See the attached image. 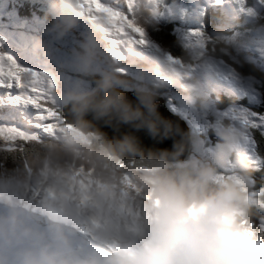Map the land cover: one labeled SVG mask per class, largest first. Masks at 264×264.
<instances>
[{"label":"clouds","instance_id":"1","mask_svg":"<svg viewBox=\"0 0 264 264\" xmlns=\"http://www.w3.org/2000/svg\"><path fill=\"white\" fill-rule=\"evenodd\" d=\"M232 4V23L250 26L201 25L161 49L150 36L167 0H49L50 34L82 35L67 82L0 55L29 69L60 117L54 134L0 166V264H264V230L254 227L264 221V171L257 179L247 125L213 102L217 81L264 89V12ZM167 90L194 113L171 152L145 154L134 136L109 139L95 123L168 137L156 103Z\"/></svg>","mask_w":264,"mask_h":264},{"label":"rangeland","instance_id":"2","mask_svg":"<svg viewBox=\"0 0 264 264\" xmlns=\"http://www.w3.org/2000/svg\"><path fill=\"white\" fill-rule=\"evenodd\" d=\"M178 1L180 3L173 5L171 8H168L167 13L164 16H162L161 19L174 20L175 23H178V26L175 27V31L178 32V40L181 41L182 39L186 38L190 30L198 29L199 24H203L204 21L203 19L205 17V16H203V18L201 17V11L203 9H209V8L217 9V7L215 6L214 0H185L184 2L180 0ZM247 5L252 8H259L261 12H264V8H260L258 0H247ZM1 6H3V4ZM8 11H6L5 17L6 20L8 21V27L14 32L13 33L14 38L7 34L6 29L5 30L2 29L5 31L3 35L1 34L4 43H2L0 47L7 44L9 45V47L7 48L2 47L3 48L2 52L3 50L7 51L8 53L10 52L9 54L15 57L17 61L18 58L25 60L21 64L22 66L31 68L37 72L49 73L51 76L63 79L65 82L70 81L72 79V76L70 73L66 72V68H67V62L71 55L70 53H72L75 48H73L71 45L70 46L65 45L64 47H62L60 43L64 44L65 41H62L59 37H57V39L60 40V43L58 41H54L53 43L47 41L48 52L44 56H41L37 51V44L42 40V39L40 40V38H42L41 35L38 34L39 37L38 38L35 36V34L20 31L19 30L20 28H25V30H33L34 27L30 23H28L29 27H26L27 26L26 22L18 18L17 16L18 7L17 9L16 8L13 9L12 7ZM220 12L225 19V24L216 25L214 27L216 31L220 30L221 28L232 30V29H236V27L241 28V27L250 26L246 18H241L240 23H232V21L237 19V11L233 7L232 0H225L224 7L222 9L220 8ZM185 21H186V25L189 27L188 28L186 27L187 30L184 31L182 29H184L185 27L180 29L179 26L185 24ZM203 26L206 29V26L205 25ZM216 31L211 30L210 32L214 33ZM47 34L49 36L48 37L49 40V38L52 37L53 35L49 34L48 31ZM258 59L261 58L258 57ZM261 62L264 63V59H262ZM213 90L215 92V96L213 97L214 106H216V104L220 103L222 99H224L220 97V95L223 94H225L226 96L231 95L235 99L234 101H231L232 103L231 102L227 103L226 107L219 110L221 112L240 110L246 108H251L253 110L258 109L264 111V106H261L258 103H254L253 100L250 97H247L243 91L238 90L234 85H231L227 82L217 81L213 86ZM168 92L170 93L172 92V93L167 94L165 96L166 100L165 99L164 100L166 107L168 108L170 107L169 110L173 113L174 111H172V108L175 107L176 111L174 114L178 115V117L183 119L190 130V128L192 127V119L194 113L187 105L184 97L179 96L174 91L168 90ZM172 95H174L175 97ZM217 95H219V98H217L218 97ZM211 141L212 143H215L216 137L212 136Z\"/></svg>","mask_w":264,"mask_h":264},{"label":"snow or ice","instance_id":"3","mask_svg":"<svg viewBox=\"0 0 264 264\" xmlns=\"http://www.w3.org/2000/svg\"><path fill=\"white\" fill-rule=\"evenodd\" d=\"M264 5V0H259ZM29 69L10 67L0 57V166L10 155L22 153L26 146L51 135L59 127V113L52 108L35 81L29 80ZM254 103L264 106V89L245 93ZM233 119H241L248 127V151L258 168L264 170V111L251 108L231 110ZM254 227L264 230V222Z\"/></svg>","mask_w":264,"mask_h":264},{"label":"water","instance_id":"4","mask_svg":"<svg viewBox=\"0 0 264 264\" xmlns=\"http://www.w3.org/2000/svg\"><path fill=\"white\" fill-rule=\"evenodd\" d=\"M127 98L132 101L134 104L136 103V97L133 92L129 91L126 93ZM158 105V112L160 116L165 120L172 124L174 132L172 135L168 137L157 136L153 137L147 129H136L128 124H117L113 123L112 125H106L103 121L95 122L97 127L103 132L109 139H121L125 135L134 136L140 148L144 151L145 154L148 153H160L163 151L171 152L173 150L174 144L179 141L183 134L189 132V128L186 122L178 117V115L174 114L166 107L165 100L163 97H158L156 100ZM227 103H218L216 104V108L221 110L226 107ZM88 119H92L91 116ZM212 140V137H211ZM187 155V153L185 154Z\"/></svg>","mask_w":264,"mask_h":264},{"label":"trees","instance_id":"5","mask_svg":"<svg viewBox=\"0 0 264 264\" xmlns=\"http://www.w3.org/2000/svg\"><path fill=\"white\" fill-rule=\"evenodd\" d=\"M180 1H185V0H180ZM180 2L178 0H167V4L169 6V8H171L173 5L175 4H179ZM206 15L204 17V21H203V24H199L198 26V29L201 28V25H205L206 26V31L211 33L210 31L211 30H215L216 29L214 28L216 25H220V24H225V19L224 17L222 16L221 12H220V8H217V9H206ZM186 20V19H185ZM183 25H186V21H185V24ZM179 26L180 29H182L183 27H185L184 29L182 30H187V28L189 26ZM178 26V23H175L174 20H169V19H160L159 21V24H158V29L153 32L150 36V39L151 41L159 48L161 49H164V48H174L175 45L179 42L178 40V32L175 31V27ZM187 27V28H186ZM238 28V27H236ZM3 48H1V51H2ZM2 54H6V51L3 50ZM25 60H22V59H19L18 58V62L20 64H22ZM172 91V90H170ZM168 93V90L167 91H164L161 93V96H164V95H167ZM172 93V92H171ZM174 96V95H172ZM219 98V95H217ZM175 97V96H174ZM220 97L222 98H226L229 99L230 101H234V97L233 96H226L225 94L224 95H220ZM164 99L166 100V97H164ZM228 100V101H229ZM260 152L262 155H264V147H262L260 149ZM264 171V170H260V171H257L256 172V178L259 179L260 176H261V172ZM264 222V221H262Z\"/></svg>","mask_w":264,"mask_h":264},{"label":"bare ground","instance_id":"6","mask_svg":"<svg viewBox=\"0 0 264 264\" xmlns=\"http://www.w3.org/2000/svg\"><path fill=\"white\" fill-rule=\"evenodd\" d=\"M212 3H213V1H212ZM14 8H16V7H13V9ZM17 9V8H16ZM8 12H10V11H8ZM17 12V11H16ZM7 15H8V13H7ZM9 17V16H8ZM12 18V17H11ZM12 20V19H11ZM11 23V22H10ZM5 30V29H4ZM49 37V36H48ZM53 37V36H52ZM72 49V48H71ZM7 50V49H6ZM10 53V52H9ZM64 53V52H63ZM224 95V94H223ZM226 99V98H225ZM223 100V99H222ZM227 100H229V99H227ZM239 100V99H238ZM230 101V100H229ZM237 101V100H236ZM240 101V100H239ZM232 103V102H231ZM168 104V103H167ZM167 106H169V105H167ZM170 108V107H169Z\"/></svg>","mask_w":264,"mask_h":264}]
</instances>
